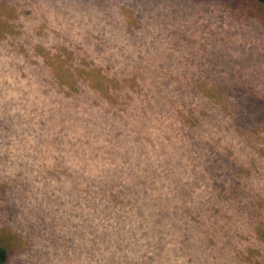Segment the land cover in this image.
<instances>
[{"label":"rangeland","instance_id":"1","mask_svg":"<svg viewBox=\"0 0 264 264\" xmlns=\"http://www.w3.org/2000/svg\"><path fill=\"white\" fill-rule=\"evenodd\" d=\"M199 84L231 114L206 115ZM244 101L264 104L257 0H0V234L16 241L9 264H89L97 233L119 224L132 228L131 264H197L178 251L182 230L166 229L167 213L207 199L217 211L202 215V231L216 219L227 230L228 216L238 227L237 244L226 245L240 256L229 264L261 259L264 241L251 227L264 225L251 211L264 205V120L242 134L227 127ZM229 162L251 173L240 183ZM109 167L120 187L155 178L124 222L87 203L89 183ZM237 181L238 198L229 192ZM220 193L225 208L214 201ZM202 263L228 261L204 254Z\"/></svg>","mask_w":264,"mask_h":264},{"label":"trees","instance_id":"2","mask_svg":"<svg viewBox=\"0 0 264 264\" xmlns=\"http://www.w3.org/2000/svg\"><path fill=\"white\" fill-rule=\"evenodd\" d=\"M261 3H264V0H257ZM201 84V83H200ZM196 86L194 90L196 92H201L206 97H210V99H204L200 100L204 109L205 114L208 116H214L216 112L218 114L222 115H229L231 112L228 111V108L226 107L227 104L221 103L222 101H219L214 95L209 94L205 90H201L202 85ZM99 87L98 85H96ZM100 88V87H99ZM98 89V88H95ZM106 90H112L109 86H106ZM206 92V93H205ZM101 93V92H100ZM108 97L107 93H105ZM243 108L241 109V113L243 117L241 116V120H237L238 118L235 117L233 121L228 122L227 127H230L232 130L234 128V133L242 134V129H245L248 124H253L256 120L262 119L264 120V104H261L260 102H257L254 104H250L249 102L245 101L243 102ZM217 109V111H214ZM246 109V110H245ZM237 113H239L237 111ZM250 120V121H249ZM228 132V131H226ZM231 131H229L230 133ZM227 171L228 175H235L238 180H242L241 177H245L246 174H250L251 170L250 167L244 166V167H237L236 165H233L232 163H228L227 165ZM116 168V167H115ZM114 168V169H115ZM118 172H113V168L109 167L107 169H103L100 174L98 175V178L92 179L91 183L88 185V192H90V196L88 197L90 201V204L95 207L97 204L96 202H102L105 204L106 207H108L107 211L109 212V215H115L121 222H124V218L126 216H130V213H140L139 211L142 210L140 207L141 204L139 203L138 199H140L142 194H145V190L147 185H149L151 182L154 185L155 178L153 176H150L148 178L145 176L144 178L137 179L136 177L132 180L133 183L125 186L120 187L119 179L120 177H117ZM239 175V176H238ZM200 176H204V174H201ZM241 176V177H240ZM115 177V178H113ZM241 183V181H240ZM238 181L235 183L233 188L229 191L233 195H237V198L243 195V184H240ZM89 186L90 189H89ZM172 192V191H171ZM173 194V192H172ZM216 198L214 199L215 203L220 201L218 207L225 208L224 205L228 204L229 199L228 196L220 194L214 195ZM213 199V198H212ZM155 200V199H154ZM153 199L148 200V203H151L154 201ZM209 200L205 201H199L198 203L194 205H189L183 203L179 207V211H170L167 214L170 215V217L167 218L168 225L166 226V229L171 227L172 231L175 233L180 230L181 236H176V240L180 242L178 251L181 252L182 250L186 249V252L188 253L191 258H196L197 264H201L203 261V255L207 254L208 259L210 258H222L224 261H228V264L230 262H235L237 259H239L240 253H232L230 250V254H227V245L234 246V244H237V236L238 227L235 225H232L230 223V216H226L227 220L229 221L228 225L229 228L225 230L223 227L224 224H219L217 219L212 220L210 222V225L208 228H205L203 231L201 230V227L199 226V220L200 218L204 216L211 217L213 214L211 213L212 210L217 211V208L215 209L213 205L211 204V208L209 209L206 207V204ZM241 208L243 209L242 213H245V208L248 207V203L246 201H242L240 203ZM251 205V203H250ZM252 206V205H251ZM192 207V208H191ZM105 211V212H107ZM210 211V212H209ZM241 211V210H240ZM182 212L185 214L182 215ZM164 213L158 214L159 217H162ZM259 216L261 217L262 221H260V224L264 225V205L263 200L255 201L251 216ZM164 216V215H163ZM225 216L224 214L222 215ZM160 220V219H159ZM226 223V222H225ZM250 225V223L248 222ZM251 227V225H250ZM130 232L127 234H130L132 231V228H129ZM158 229V227L152 228V231L154 234H157L159 231H155ZM162 228L158 229L161 230ZM165 229V230H166ZM134 230V229H133ZM250 230V228H248ZM251 230L253 231L255 235V239H258L259 241H264V230H261L260 227L257 225H252ZM146 232V231H144ZM123 231V225L119 224L115 227L114 231H112L110 234L105 233L104 231L101 233H97L96 236V244H94L90 250L89 253V264H131L132 261H128L127 254L125 252V248L129 245V243L126 241V238L131 237L130 235H127ZM226 234V236H225ZM236 237V238H235ZM192 240V241H191ZM102 242V248L97 243ZM15 242L14 240H11L7 235L0 234V264H9L12 254L14 252L15 248ZM261 243V242H260ZM259 243V244H260ZM181 245V246H180ZM158 246V245H156ZM215 247V249H209L210 247ZM106 249V251L109 252V255L107 258H104V255L102 253V250ZM160 250V247H158ZM102 257V258H101ZM260 257H256L252 259V264H261V261L264 264V253L260 252ZM190 258V259H191ZM229 258V259H228ZM232 258V259H230ZM223 261V260H222ZM154 263V259H150L148 261H144L143 264H152ZM203 264V263H202ZM225 264V263H221Z\"/></svg>","mask_w":264,"mask_h":264}]
</instances>
